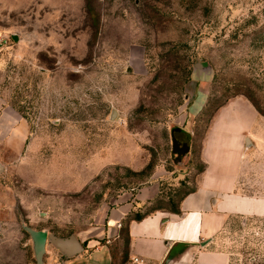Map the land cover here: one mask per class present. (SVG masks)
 I'll list each match as a JSON object with an SVG mask.
<instances>
[{"label":"rangeland","instance_id":"obj_1","mask_svg":"<svg viewBox=\"0 0 264 264\" xmlns=\"http://www.w3.org/2000/svg\"><path fill=\"white\" fill-rule=\"evenodd\" d=\"M87 1L0 0V102L30 128L21 154L0 148V264L24 263L23 226L82 238L154 179L146 211H173L203 168L212 113L244 97L264 115V0H90L92 11ZM191 138L176 164L174 140ZM229 222L232 264H264V220ZM123 231L112 247L120 261ZM46 250L44 264H67Z\"/></svg>","mask_w":264,"mask_h":264},{"label":"crops","instance_id":"obj_2","mask_svg":"<svg viewBox=\"0 0 264 264\" xmlns=\"http://www.w3.org/2000/svg\"><path fill=\"white\" fill-rule=\"evenodd\" d=\"M188 111L185 108L179 119L183 132L192 108ZM29 136L27 122L0 102V148L21 154ZM190 141L188 154L194 144ZM198 155L203 168L196 175L194 189L178 201V213L161 208L146 211L160 193V179H154L119 197L102 226L87 230L82 238L75 236L83 251L66 263L98 264L94 257L104 253L109 264H129L133 258L144 264H232L233 255L222 248L229 220L241 219L242 230L250 220H264V115L244 97L228 100L212 113ZM185 158L178 164L184 165ZM122 230L125 259L120 261L113 258L112 247L121 239ZM24 248L23 264H32L33 258L36 262L33 241L31 246L27 241Z\"/></svg>","mask_w":264,"mask_h":264},{"label":"water","instance_id":"obj_3","mask_svg":"<svg viewBox=\"0 0 264 264\" xmlns=\"http://www.w3.org/2000/svg\"><path fill=\"white\" fill-rule=\"evenodd\" d=\"M14 41H18V36H13ZM115 111L112 112L111 118L113 119ZM191 141L188 139L186 142H176L173 144V155L177 156L174 160L178 164L190 151ZM3 172V166L0 164V174ZM25 231L29 233L33 241L35 252L36 264H44V257L46 254V247L48 244L52 245L55 249L61 252L66 258H71L81 251L79 241L75 236L68 238H59L53 234H49L45 230H35L30 227H25Z\"/></svg>","mask_w":264,"mask_h":264},{"label":"trees","instance_id":"obj_4","mask_svg":"<svg viewBox=\"0 0 264 264\" xmlns=\"http://www.w3.org/2000/svg\"><path fill=\"white\" fill-rule=\"evenodd\" d=\"M86 6H87V9L89 10V11H92V5H91V3H90V0H88L87 1V3H86ZM202 67H204V64H201V65H197V68H202ZM251 102V101H250ZM226 103V102H225ZM224 103V104H225ZM252 103V102H251ZM253 104V103H252ZM223 104H221L220 106H222ZM254 105V104H253ZM219 106V107H220ZM255 106V105H254ZM218 107V108H219ZM256 107V106H255ZM256 109L258 110V108L256 107ZM259 111V110H258ZM263 115V114H262ZM173 212H176V213H178L179 211H178V209L176 208V209H174L173 210ZM28 234V233H27Z\"/></svg>","mask_w":264,"mask_h":264},{"label":"built area","instance_id":"obj_5","mask_svg":"<svg viewBox=\"0 0 264 264\" xmlns=\"http://www.w3.org/2000/svg\"><path fill=\"white\" fill-rule=\"evenodd\" d=\"M129 264H144V261L139 258H133L130 260Z\"/></svg>","mask_w":264,"mask_h":264}]
</instances>
